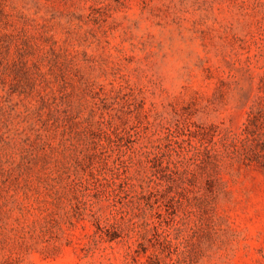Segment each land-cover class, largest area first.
<instances>
[{
    "label": "rangeland",
    "instance_id": "obj_1",
    "mask_svg": "<svg viewBox=\"0 0 264 264\" xmlns=\"http://www.w3.org/2000/svg\"><path fill=\"white\" fill-rule=\"evenodd\" d=\"M0 264H264V0H0Z\"/></svg>",
    "mask_w": 264,
    "mask_h": 264
}]
</instances>
